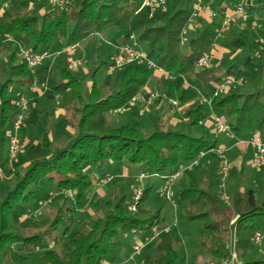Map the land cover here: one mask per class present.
<instances>
[{
  "label": "trees",
  "instance_id": "16d2710c",
  "mask_svg": "<svg viewBox=\"0 0 264 264\" xmlns=\"http://www.w3.org/2000/svg\"><path fill=\"white\" fill-rule=\"evenodd\" d=\"M21 1L25 0H19L0 15V32L26 37L32 44L31 51L47 50L48 44L58 37L70 46L78 42L86 44L88 39L112 29H124L127 42L138 43L143 49L147 46L169 76L142 62L133 63L118 69L121 74L116 91L93 80L88 100H85L84 81L78 77V72L71 70L68 60L60 63L59 80L52 93L54 96L70 93L63 105V121L76 132L51 140L47 114L48 121L44 120L40 136L45 157L31 162L22 174L7 168L9 159L2 165L5 176H17V185L0 199V264H103L107 261L108 264H134L130 253L121 256L128 246L125 237H148L166 226L163 207H154L150 202L159 180L192 163L201 151L214 150L218 145L221 135L215 133L206 119L210 107L200 101L198 89L189 84L188 78L195 75L204 93L210 96L225 77L236 75L233 67L224 74L220 64L198 66L205 53L212 55L217 44L216 28L223 21L220 23L215 18L208 22L200 18L192 23L191 14L198 0H169L170 7H161L152 17L144 15L143 10L139 12L141 0H67L66 6H54L41 15L33 13L39 7L28 9ZM208 4L219 16L225 15L223 0H209ZM231 46L235 53L248 50L242 35L232 39ZM6 47L0 44V50ZM16 54V51L12 53V76L34 84L33 68L24 59L18 62ZM6 69L1 67L0 72ZM243 75L249 73L240 70L238 76ZM9 81L1 90L2 127L9 124L11 118L15 119L19 111L18 104L7 97ZM150 84L168 101L176 100L185 105L184 116L189 120L185 121L184 128L167 125L153 112L146 116L142 113L141 117L126 122L110 121L115 110L131 106L133 98ZM209 84L213 87L209 88ZM212 111L224 115V121L230 124L236 136L258 132L264 139V83H257L250 92L231 90L215 97ZM201 120H205L202 126ZM213 133L216 138L209 141L207 136ZM124 161L139 164L141 171L150 175L137 211L129 209L133 201L129 197H134L135 193L132 186L106 201V212L93 216L91 227L79 222L78 229H74L75 217L97 204L89 196L93 186L89 171ZM218 164L219 160L212 161L213 167L219 170ZM108 176L113 179L112 184L124 180L119 171ZM44 179L56 181L63 192L76 191L72 205L59 207L53 215L36 217L30 226L14 221L12 210L20 203L29 204ZM206 179L177 185L175 195L179 199L175 200L181 209L182 223L198 224L201 228L199 246L220 260L229 257L228 245L235 230L240 260L237 264H264V258L257 259L254 254V235L264 233V183L237 187L230 192L228 206L223 207L220 192L217 193ZM155 242L153 254L145 259V264H180L182 250L172 227L163 229Z\"/></svg>",
  "mask_w": 264,
  "mask_h": 264
},
{
  "label": "rangeland",
  "instance_id": "374dc122",
  "mask_svg": "<svg viewBox=\"0 0 264 264\" xmlns=\"http://www.w3.org/2000/svg\"><path fill=\"white\" fill-rule=\"evenodd\" d=\"M224 1L229 2L231 0H223V2ZM35 2L36 0H33L32 3L37 7L45 8L46 11L54 7L53 4L46 0L40 1V3L38 4H35ZM170 2L171 1L167 0L164 6L165 9H168L170 7ZM208 2L209 0H205V3ZM232 6L233 7L230 8L231 21L228 28L221 32L220 35L218 34L217 44L215 45V48L213 50L214 52H212L211 55L212 63L210 61L211 64H209L210 66H217L220 64V67L222 68V71H224V74L225 70L233 67L234 71L236 72V77H239L238 72L240 70L247 71L249 75H243L242 77H239L242 80V84L232 86L226 93L230 92L231 90L250 92L255 89V85L257 83H264V50L261 49L259 44V40L264 39V23L256 21L259 13L254 12L250 15V17L244 19L236 11V9L234 8V4ZM158 10L159 9H157L156 11ZM260 12L262 13V10ZM33 13L36 15H41L39 9H36ZM142 13L144 15L150 16V11L148 9H143ZM200 18L201 17H197L195 19V22L199 21ZM162 19L165 21L167 19V15H165ZM220 30L221 26H218L216 28V32L219 33ZM125 34L126 31L124 29H112L104 35H96L94 39H88V41H86V44L83 42L76 43L79 44L77 55L81 58L82 65L77 70H71L78 72V77L84 81L83 97L85 98V100H88L90 86L93 80L97 81L100 84H105V86L109 87L113 92L117 90L121 71L118 70L115 74H109L111 72L108 71V64H110L112 61L116 47L120 43L122 44L124 41L125 43H129L125 39ZM240 35L246 38V42L248 45V50L246 53H241L240 51L235 53L233 51V47L231 46L232 39ZM5 38V34L0 32V44L4 43L5 46H7L6 48L0 50V68L7 67L5 71L0 72V135H3L4 137V140L0 139V156L3 163H6V158L9 159L10 163L14 164L13 168H15L17 172L22 174L25 168L31 162L45 157V150L42 147L40 141L38 143L34 142V140L41 136L43 132V129L45 127L44 120L48 121V119H50V121L47 123V128L52 133L50 135V139L53 141L63 139L61 135L62 133H66V131L67 135H69V131L71 133L76 132L75 129L67 127L64 121L54 118V110L57 107V104H59L60 101L63 104L66 103L69 100L70 93L65 92L64 94H62V98L60 101H57L52 93L53 87L59 80L60 63L65 59L69 61L70 56L65 52L68 46L65 44L64 39L58 37L50 42L47 46L48 56H46L41 63L33 68L35 72L36 70H39L40 75V77L35 76L37 80H35L36 84L34 85L36 86L33 87V84H28L27 81L21 82L19 77H16L14 75L12 76V53L16 51L18 62H21V60L23 59V54L32 50L31 42L26 37L21 35H14L12 42H7ZM185 38H187V36H185ZM41 50L42 47L40 51ZM143 50L145 51V53H147L150 59H152L155 63H158V58L153 51L149 52L147 46L145 45ZM218 53H222V55L224 56H222V58H219L217 57ZM142 63L146 64L145 61H143ZM9 79L10 81L7 87V97L12 102H16L18 104L19 98L24 90L30 91V89L35 88L34 90L38 93H43L41 96L42 103L47 104L50 107V109L43 112V114L41 115L37 112H34L31 119V130H29V132L26 133L25 131H22L25 130L23 129L24 125L19 131H17V135L20 137L22 144L21 152L14 159L11 158L9 153V138L11 135L15 134L14 119L11 118L10 123L5 127H2L1 123V90ZM188 80L189 84L191 85H193L194 83L197 85L198 83L197 88L199 90V93H204V88L199 84V82H197V78L195 77V75L191 74ZM150 87L152 88L151 94H156L155 97H152L153 99H162L163 101H167L168 103H170V101H168L166 98L155 92L153 84H150ZM208 87L210 88L213 86L212 84H209ZM36 104L37 103L35 102L34 105L36 106ZM171 106L173 105L171 104ZM175 107L176 111L179 110L181 114V118L176 120V124L168 122V113L164 110V108L157 107L156 104H152V101L148 99H143L142 101H140L139 99L135 102L133 101L131 103V106L127 108L123 107L125 109L122 111L115 110L114 115L110 117V121L126 122L134 117H141L142 113V116H146L149 112H153L160 115L162 121L167 125H171L175 128H184V114L186 107L179 102L178 105H175ZM209 112V116L206 119L207 122L212 123L211 108ZM47 114H49L48 119ZM220 116L224 117L223 114H220ZM23 135H25L24 137H27L29 139L28 142H24L22 140ZM62 136L65 137V135ZM207 137L209 141H213L215 140L216 135H214L213 133V135H208ZM232 137L230 138L234 140L236 144L237 141H240V138H238V136L237 138ZM229 142L232 143L231 140ZM221 144L222 142H218L216 149H223L225 155L229 158V160L230 158L232 160L233 157L231 155V152L228 151L225 147L227 141H224L223 143L225 146H221ZM214 160H219L218 153L215 150L207 152V155L201 159L200 165L194 167L193 170H187L186 173L174 183V193L176 192L177 185H181V181L187 183H197L198 181L207 178L214 186L215 191L217 193L220 192V201L223 204V207H226L231 201L230 192L235 190L237 187L247 188L258 186L264 183V166L256 167L254 165L250 149L249 151H245V155L244 157H242V162H237L236 164H233L231 166L229 176L224 182L221 179V175L217 166L213 167V165H208V167L206 166L202 169L205 163L212 162ZM11 168L12 167H10L9 169L12 171ZM118 171L122 174L128 173V175H122V179L124 180L112 184L113 179L108 175H111L114 172ZM141 172L143 171H141V166L139 164H130L127 161H124L120 164L108 163L102 169H92L91 171H89V173L93 177V186L89 196L93 200V202H97V204L95 206L87 207L81 215L75 217L74 229H78L80 225L79 222H81L83 226H86L88 228L91 227L93 216L103 215L106 212L105 202L109 199H114V196L122 190H129L132 186L135 187V191L140 186H143V188H145L148 180L144 179L143 182L140 181L139 176ZM16 177L17 176H15V174L10 178H3L0 176V199L6 197L9 188L12 189L16 187ZM207 179L206 181H208ZM98 180H100L99 183ZM164 183L165 181L163 179L159 180V182L157 183V190L154 191L150 202L154 207H163L164 209L166 226L159 230H163L165 228L167 229V227H172L176 233V240L178 241V245L182 250L180 264H225L226 260H220L217 257L210 255V253L204 252L203 249L199 246L198 237L201 228L198 226V224L185 225L184 223H182L183 220L181 218V209L177 206V204H172L171 201L168 200V198L159 191V189L163 187ZM38 187L39 188L36 190L37 192L35 194V198H33L29 204L20 203L12 210V218L14 221L21 222V220H23L22 218L26 217L25 220L21 223L30 226L36 217H43L47 214L53 215L59 207H65L67 205L69 206L72 205V202H74L75 195L71 196L68 193V191L72 190H67L65 192L61 191L58 188L56 181L52 182L48 179H44L41 181ZM174 196L178 201V195ZM44 198L46 199V202H53L51 203V206H53V210H46V208H48L49 206H46L43 203L45 202ZM132 198L133 197L131 195L129 199L132 200ZM37 205H39V207ZM37 210H39L38 213L36 212ZM147 240V236H126L125 241L128 243V246L123 250L122 254L130 253L132 255L136 244H145L141 254L138 253L139 255H137L139 263L145 264V259L147 257H151L156 245V239L149 243ZM146 242L148 245L146 244ZM254 248V254H256L257 256L256 258H264V245L255 243Z\"/></svg>",
  "mask_w": 264,
  "mask_h": 264
},
{
  "label": "built area",
  "instance_id": "2783aa9c",
  "mask_svg": "<svg viewBox=\"0 0 264 264\" xmlns=\"http://www.w3.org/2000/svg\"><path fill=\"white\" fill-rule=\"evenodd\" d=\"M53 4L54 6H60L64 7L66 6V1L65 0H46ZM167 0H141V5L139 10L142 11L143 9H148L150 11V17H152L157 9H160L161 7L165 6ZM234 8L236 11L244 18L247 19L250 17V10H257L261 9L262 10V22L264 23V2H260L259 0H235L234 3ZM207 13L211 18H214L218 16V12H216L212 7L208 4L205 3V0H198L197 3L194 6L193 12L191 14L190 21L192 23L195 22V19L199 17L202 13ZM229 17H225L222 25H221V30L219 31V35L221 32L226 30L229 26ZM184 44V40L182 42ZM259 44L261 49L264 50V39L259 40ZM79 44H72L67 47L65 50L66 53L70 56L69 59V66L71 69L77 70L81 65H82V60L81 58L77 55ZM48 56V51L44 50L41 52H33L29 51L23 54V59L28 63V65L31 68H34L37 66L39 63L43 61V59ZM145 61L146 65L149 66L150 68L155 69L158 73H161L163 75L169 76V72L166 71L163 67L159 66L157 63H155L152 59H150L145 53V51L142 49L141 46H139L138 43H122L119 44L116 47V50L114 52L112 61L110 64H108V71L109 72H114L118 69H121L127 65L133 64V63H140ZM211 61V56L208 53H205L201 59L198 62L199 67H203L207 64H209ZM34 84L36 82L34 81ZM242 80L239 77L236 76H227L225 77L214 89L212 95L208 96L204 93L200 94V101L202 103L207 104L211 109H212V104H213V99L221 94L226 93L229 88L235 85H241ZM156 94H152V97H155ZM141 98V95L138 94L135 98H133V101H137ZM170 103L175 106L178 105V101L176 100H169ZM18 107L19 111L18 114L16 115L14 119V131L15 134L11 135L9 138V153L11 158H16L19 153L21 152V139L17 135V131H19L25 121L26 114L30 110V103L27 97L21 96L18 101ZM125 108H119L116 111H122ZM212 125L214 127L215 133L219 135H225L228 137L234 136V133L231 129V126L229 123L225 122L223 117L214 113L212 111ZM185 121H188V117L184 118ZM205 123V120H201L199 122L200 125H203ZM249 144L251 145L253 149V163L256 167H262L264 166V139L258 132H253L251 135V138L249 140ZM218 153V158H219V170L221 173V179L224 182L230 172V161L229 158L225 155V152L223 149H214ZM208 151H201L198 158L194 160L192 163L187 164L185 166H182L178 168L176 171L173 173L164 176V185L162 188L159 189L161 193H163L168 200L171 201L172 204L176 205L175 198H174V190H173V185L174 183L181 178L187 170H190L197 166L200 163V160L205 157ZM150 175H148L145 172H142L139 176V179L141 182H143L144 179H147ZM101 180V179H100ZM98 180V183L100 182ZM144 192L143 186H140L137 188L135 191L133 201L129 205V209L131 211H137L138 205L140 203L142 194ZM68 193L73 196L76 194V191H68ZM228 198V197H227ZM37 213L39 210L36 211ZM170 227H167L166 230H168ZM162 230H155L150 236H148V242H152L155 239L159 237L161 234ZM236 231H233L232 239L229 243V249H230V255L226 259L225 264H237L240 262L239 260V253L236 249ZM254 242L256 244H261L264 245V233L262 232H257L254 235ZM144 244H136L134 247V254L141 253L143 250ZM133 256V254H132ZM131 256V259H132Z\"/></svg>",
  "mask_w": 264,
  "mask_h": 264
},
{
  "label": "crops",
  "instance_id": "0c3cea01",
  "mask_svg": "<svg viewBox=\"0 0 264 264\" xmlns=\"http://www.w3.org/2000/svg\"><path fill=\"white\" fill-rule=\"evenodd\" d=\"M40 1H42V0H36V2H35V4H38V3H40ZM33 0L32 1H30V0H25V1H21L20 3H22V4H26V7L28 8V9H31V8H35V7H37L36 5H34L33 3ZM16 3H19V0H0V15L3 13V11L6 9V8H9L11 5H14V4H16ZM234 3L232 2V1H227V2H223V4H222V7H224L225 8V11H224V13H225V15L224 16H222V15H218V16H216V17H214L213 19H215V20H217L218 22H222V21H224L223 19H225L224 17H229V20L231 21V15H230V8H232ZM45 8H43V7H39V12L41 13V14H44L45 13ZM261 10H253L252 12H249L250 13V15L251 14H253L254 12L255 13H259L258 14V18L256 19V21L257 22H262V20H261V16H262V13L260 12ZM199 17H201V19H205V20H207L208 22H211L213 19L207 14V13H202ZM229 21V22H230ZM5 39H6V41L7 42H12L13 41V36L12 35H5ZM121 44V43H120ZM214 52V51H213ZM214 54V53H213ZM222 56H224V55H222V53H218L217 54V57H219V58H222ZM211 63H212V60H211ZM210 63V64H211ZM218 66V65H217ZM34 73H36L35 74V76H37V77H40V75H39V70H36V72H35V70H34ZM35 80H37V78H35ZM24 85H26V84H24ZM198 85V84H197ZM197 85H195V83H194V85H192V86H194L195 88H197ZM34 86H36V85H34L33 84V87ZM35 88H33V89H30V91H26V90H24V92L22 93V95L21 96H26L27 98H28V100H29V102H30V110L28 111V113L26 114V117H25V121H24V126H23V129H25V130H22V131H25L26 133L27 132H29V130H31V119H32V116H33V114H34V112H37L38 114H43V112H45V111H47L48 109H50V107L47 105V104H43L42 103V94L43 93H38L37 91H35L34 90ZM198 89V88H197ZM199 91V90H198ZM152 88L150 87V85H148V86H146L145 87V89L141 92V98H140V101H142L143 99H148V100H151L152 101V104L154 103V104H156V106L157 107H161V108H164V110L168 113L167 114V120H168V122L169 123H173V124H176V120H178V119H180L181 118V114H180V112H179V110L178 111H176V107L174 106H171V104L170 103H168L167 101H163L162 99H158V100H156V99H153L152 98ZM41 94V95H40ZM20 96V97H21ZM55 98L57 99V101H60L61 100V98H62V95H56L55 96ZM37 103L36 104V106L34 105V103ZM139 103V102H138ZM63 103H61V101H60V103L59 104H57V107L55 108V110H54V114H55V116H54V118H56V119H59V120H62L63 121V116H64V114H65V110H64V107H63ZM166 107H167V109H166ZM129 109V108H128ZM125 112H127V111H125ZM132 113V112H131ZM51 122H52V120H51ZM209 124L211 125L212 123H210L209 122ZM213 127V126H212ZM24 132V133H25ZM70 132V131H69ZM24 133H22V134H24ZM52 134V133H51ZM67 134V131H66V133H62V135H66ZM62 135H61V137H62ZM251 133H249V134H246V135H244V136H242V137H238V138H240L239 140V142L237 141V144H236V142H234V140H232L230 137H228V136H225V135H221L220 137H219V142H222V144H221V146H225L226 148H227V150L228 151H230L231 152V155H232V157H233V159L231 160V158H230V163H231V166L233 165V164H236L237 162H242V157H244V155H245V151L246 150H248L249 151V149L251 150V155H252V157H253V149H252V147H251V145L249 144V140H250V138H251ZM1 136V138L0 139H2V140H4V137H3V135H0ZM25 135H23L22 136V140L24 141V142H28L29 141V139L27 138V137H24ZM232 138H237V136L234 134V137H232ZM232 141V143H230L229 141ZM40 141V136L37 138V139H35L34 140V142L35 143H38ZM224 141H227V144H223L224 143ZM209 152V151H208ZM207 155V154H206ZM205 155V156H206ZM6 160H7V158H6ZM234 160V161H233ZM4 163L2 162V160H1V156H0V176L1 177H3V178H10V177H5V174L3 173V169H2V165H3ZM206 165H212V162H208V163H205ZM14 164H11L10 162L8 163V165H7V168L9 169L10 167H12L11 169L13 170H15V168H13L14 166H13ZM204 168V166L202 167V169ZM120 173V172H119ZM120 175L122 176V175H128V173H125V174H122V173H120ZM187 184V182H182L181 181V185L180 186H184V185H186ZM46 206H49L48 208H46V210H49V211H51V209L53 210V206H51V203H53V202H43ZM25 218L26 217H23L22 219L23 220H21V222H23L24 220H25ZM149 243V242H148ZM146 244H147V242H146ZM148 245V244H147ZM144 246H145V244H144ZM133 254V256H132V259L131 260H133L134 261V264H142V263H139V260L137 259V255H139V254H134V252L132 253ZM141 254V253H140ZM124 254H122L121 256H123ZM103 264H108V261H107V263H105V262H103Z\"/></svg>",
  "mask_w": 264,
  "mask_h": 264
}]
</instances>
